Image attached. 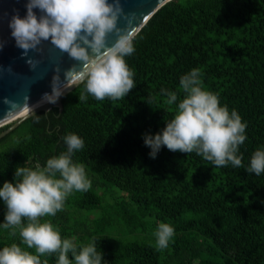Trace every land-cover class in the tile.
I'll return each mask as SVG.
<instances>
[{
	"label": "trees",
	"instance_id": "trees-1",
	"mask_svg": "<svg viewBox=\"0 0 264 264\" xmlns=\"http://www.w3.org/2000/svg\"><path fill=\"white\" fill-rule=\"evenodd\" d=\"M133 45L125 59L135 88L125 98L88 95L79 103L81 84L62 110L41 111L0 141V187L14 182L18 165L45 166L66 151L63 137L74 133L84 148L73 161L85 165L91 188L41 218L63 238L74 236L78 245L95 239L106 264H264V173L246 171L264 147V0H172ZM195 68L204 88L247 124L243 167H215L195 152L163 146L155 159L149 155L144 135L161 132L176 110L161 89L177 92L178 103L180 77ZM6 211L0 200V225ZM161 222L175 229L166 249L130 240ZM13 243L26 248L18 231L0 226V250ZM41 259L57 262L55 254Z\"/></svg>",
	"mask_w": 264,
	"mask_h": 264
},
{
	"label": "clouds",
	"instance_id": "clouds-1",
	"mask_svg": "<svg viewBox=\"0 0 264 264\" xmlns=\"http://www.w3.org/2000/svg\"><path fill=\"white\" fill-rule=\"evenodd\" d=\"M25 8L23 18L16 12L8 23L15 46L23 51L22 58L42 41H50L79 64L65 71L63 84L56 69L51 93H44L36 105L26 103L19 110L34 112L43 104H56L66 90L80 84L84 89L78 96L79 103L85 102L88 95L101 101L119 100L135 88V73L125 59L135 50L133 33L117 27L119 0H27ZM35 9L39 10V16ZM110 34L117 36L112 46L107 44ZM26 63L33 69L36 67L31 59ZM201 76L200 69L195 68L180 77L184 95L178 103L177 92L161 89L165 102L176 105V110L161 132L144 135V144L151 149L149 155L155 159L163 146L172 152H195L215 167L229 164L243 167V156L238 152L247 139V124L236 110L230 112L226 105H220L218 95L204 88ZM39 118L35 116L37 122ZM63 140L66 151L49 158L45 166L18 165L14 182L5 181L0 187V200L7 208L0 226L11 229L13 236L18 231L26 246L13 243L3 247L0 264H48L47 259L41 258L52 254L57 256L56 264H106L95 239L78 245L74 236L63 238L50 220L42 222L41 218L54 217L62 211L74 191L86 192L91 188L85 165L73 161L75 152L84 148V140L74 133ZM246 171L256 176L264 173V147L254 151ZM174 235L170 223H159L154 232L157 249H166Z\"/></svg>",
	"mask_w": 264,
	"mask_h": 264
},
{
	"label": "water",
	"instance_id": "water-1",
	"mask_svg": "<svg viewBox=\"0 0 264 264\" xmlns=\"http://www.w3.org/2000/svg\"><path fill=\"white\" fill-rule=\"evenodd\" d=\"M171 1L119 0L121 13L118 29L131 31L134 38L152 17ZM26 2L27 0H0V45L3 46L0 49V128L8 125L7 129L0 133V141L35 114L48 112L55 107L62 110L64 97L79 86L66 90L56 104H43L29 113L19 110L26 103H29V106L36 105L44 93H51V81L56 69H59L58 74L63 84L65 71L79 64L50 41H42L37 49L30 50L27 56L22 58L23 51L15 46L8 23L16 12L21 18L26 15ZM34 11L40 15L38 9ZM116 39V34H110L107 38L108 46H112ZM28 59L36 62L34 69L26 63ZM26 97L29 100H26ZM22 115L24 116L19 118ZM15 119L17 120L9 123Z\"/></svg>",
	"mask_w": 264,
	"mask_h": 264
},
{
	"label": "rangeland",
	"instance_id": "rangeland-1",
	"mask_svg": "<svg viewBox=\"0 0 264 264\" xmlns=\"http://www.w3.org/2000/svg\"><path fill=\"white\" fill-rule=\"evenodd\" d=\"M11 124V123H10ZM8 126V125H7ZM154 237V231L153 230H148L146 233H143L142 235L139 236H132L130 238L131 241H140L141 243H150L153 246H156V242L153 240Z\"/></svg>",
	"mask_w": 264,
	"mask_h": 264
},
{
	"label": "bare ground",
	"instance_id": "bare-ground-1",
	"mask_svg": "<svg viewBox=\"0 0 264 264\" xmlns=\"http://www.w3.org/2000/svg\"><path fill=\"white\" fill-rule=\"evenodd\" d=\"M28 113H29V112H28ZM26 114H27V113H26ZM26 114H24V115H26ZM24 115L20 116L19 118L23 117ZM19 118H17V119H19ZM17 119H15V120H13V121H11V122H9V123H12V122L16 121ZM9 123H7V124H9ZM5 125H6V124H5Z\"/></svg>",
	"mask_w": 264,
	"mask_h": 264
}]
</instances>
